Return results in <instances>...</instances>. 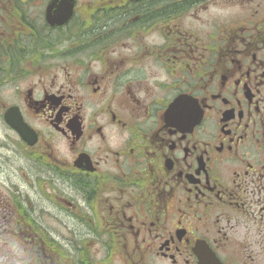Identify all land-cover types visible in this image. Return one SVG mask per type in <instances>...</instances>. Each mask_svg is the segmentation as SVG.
<instances>
[{
  "label": "flooded vegetation",
  "instance_id": "af4514ba",
  "mask_svg": "<svg viewBox=\"0 0 264 264\" xmlns=\"http://www.w3.org/2000/svg\"><path fill=\"white\" fill-rule=\"evenodd\" d=\"M0 264H264V0H0Z\"/></svg>",
  "mask_w": 264,
  "mask_h": 264
}]
</instances>
